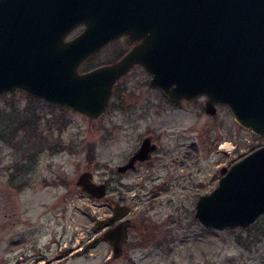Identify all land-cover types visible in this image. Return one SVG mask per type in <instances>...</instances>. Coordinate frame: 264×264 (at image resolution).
Masks as SVG:
<instances>
[{"label": "rangeland", "instance_id": "rangeland-1", "mask_svg": "<svg viewBox=\"0 0 264 264\" xmlns=\"http://www.w3.org/2000/svg\"><path fill=\"white\" fill-rule=\"evenodd\" d=\"M127 46L124 36L117 37L81 69L111 62ZM150 77L144 66L132 67L115 82L106 109L95 118L19 88L0 94V113L11 111V139L0 137V260L11 244V257L26 250L30 264L45 263L35 256L38 251L70 246L80 253L63 264H264V214L247 227L223 229L207 227L195 215L198 195L218 184L220 168L262 145L264 136L240 124L226 104L209 113L202 98L172 103ZM17 125L24 128L12 136ZM146 134L165 151L154 153L153 168L170 179L171 189L154 195L116 188L145 178L135 173L112 181L115 190L101 198L81 190L77 179L83 170L103 180ZM173 168L175 179L169 178ZM111 198L125 200L136 223L123 254L109 259L112 245L96 220L111 212ZM53 233L61 241L49 245Z\"/></svg>", "mask_w": 264, "mask_h": 264}, {"label": "water", "instance_id": "water-1", "mask_svg": "<svg viewBox=\"0 0 264 264\" xmlns=\"http://www.w3.org/2000/svg\"><path fill=\"white\" fill-rule=\"evenodd\" d=\"M120 36L131 44L121 57L80 69ZM135 64L171 101L206 95L207 112L226 104L240 124L264 136V0H0V94L19 88L95 118ZM150 141L144 137L129 164L149 156L156 146ZM220 172L218 184L198 196L195 215L207 227L249 226L264 214V143ZM77 184L94 198L106 194L91 169ZM124 212L119 206L96 224H112ZM128 221L102 233L115 256Z\"/></svg>", "mask_w": 264, "mask_h": 264}, {"label": "flooded vegetation", "instance_id": "flooded-vegetation-1", "mask_svg": "<svg viewBox=\"0 0 264 264\" xmlns=\"http://www.w3.org/2000/svg\"><path fill=\"white\" fill-rule=\"evenodd\" d=\"M78 27H81V26H78ZM130 47H131V44L128 43V46L123 50V52L116 59L121 57ZM116 59H114V60H116ZM114 60H112V61H114ZM135 65H137V64H135ZM135 65H133L132 67H134ZM140 65H142V64H140ZM81 70H86V69H81ZM200 98L203 99V106H204L205 102H206V99H207V96L201 95V96L197 97V99H200ZM194 99H196V98H194ZM171 102L176 104V103H180V102H185V99L180 100L178 102H174V101H171ZM145 136H150L151 137L150 144L151 145L155 144L156 145L155 148L150 150V151H148L149 156L147 158H145V159L138 158L134 162L129 164V160H130L131 155L134 153L135 150H137L141 146ZM135 150L131 154H129L128 157L124 161L118 163L114 168L110 167L111 169H109V171L106 172L104 179L100 180V181L104 182L105 185H106V194L108 193V191H112L111 190L112 188L115 190L114 187H116V186H113L112 181H114V180H116L118 178H120L122 180V178H124L125 176L129 177V176H132L135 173H139V174L142 173L143 174L142 177H145V178L142 179L137 184L136 183H133V184H129V183L121 184L120 187H116V188L117 189L120 188V190L122 191L121 188H123L124 186L126 187V189L127 188L128 189H133L132 187H137L138 189L135 192H138V193L142 192V194L152 193L154 195H157L158 193H160L164 189H168V190L171 189L170 179L161 178V176H160L161 174L160 173H156L155 172V167L153 168V166H154V158H155L154 153L163 154V152H165L163 150V147L153 138V136L149 135V134L144 135L142 137L138 147ZM159 158L162 159L163 157L161 156ZM93 160H94V158H93ZM163 162H165V160H163ZM91 163H93V161ZM174 171H175V169L173 168L172 169V174L173 175H171V176L169 175V178H171V179L173 177H174V179L176 178ZM93 176H94V173H93ZM161 179L163 180V183H161L159 181ZM200 194H202V193H200ZM122 196H126V195H124V193H123ZM124 198L125 197H123V199ZM123 199L118 200L116 198H111L109 204L112 206V209H111V212L108 215H106L105 217L112 215L115 212L116 208H118L119 206H124L125 207V212L119 218H117V220L114 222V223H116V222L122 221V220H129L128 221V227H127V233H128L127 237L128 238H127V241L123 244V251H124V246L128 243V240H129L130 229L135 227V223L136 222H135L134 218L131 217V214H130L131 207H129L128 203L125 200H123ZM14 213H15V210H11V216ZM114 223L106 224V225L98 226V227L103 228V231H105L109 227H112ZM97 237H100V240H101V236L100 235L97 236ZM105 240H107V239H105ZM60 241H61V239L57 238L56 234L53 233V236H52V239H51L49 245H51L52 242H60ZM107 241L111 244V242L109 240H107ZM48 248H50V247H48ZM71 248H72V246L66 247L65 249H61L60 251H54V252L50 251V253L41 250V251L36 252L35 256L36 255H39V256L41 255L43 257V259H44V262H45L44 264H63L66 257L69 258V256L71 254H79L80 253L79 248H76V249H74V248L71 249ZM123 251H122V253L120 255L115 256L114 253H113V246H112V254L109 255L108 258L110 259L112 257H114V258L119 257V256H121L123 254ZM29 257H30V255H29V253L26 252V250H20L18 252V255L12 258L11 257V244H10L7 254H5V253L2 254V257H1V260H0V264H30L29 261H28ZM31 264H33V263H31Z\"/></svg>", "mask_w": 264, "mask_h": 264}, {"label": "trees", "instance_id": "trees-1", "mask_svg": "<svg viewBox=\"0 0 264 264\" xmlns=\"http://www.w3.org/2000/svg\"><path fill=\"white\" fill-rule=\"evenodd\" d=\"M11 92H15L16 91V89H11L10 90ZM31 123H33L31 120H28L27 121V124H31ZM37 123L38 122H36V124L34 125V126H32L33 127V129L35 130V128H36V125H37ZM11 124V111L10 112H8V113H3V112H1L0 113V125H1V127L0 128H2L3 129V131H0V137H4L5 139H11V129H10V125ZM26 124V123H25ZM24 127L23 126H19V125H17L16 126V128H14L13 129V131H12V136H14V135H17V134H19L20 133V131L23 129ZM28 129V128H27ZM27 129H25V130H27ZM29 130V129H28ZM31 133H33V132H29L28 134L30 135ZM33 138V134H32V136L30 135V138ZM91 150V149H90Z\"/></svg>", "mask_w": 264, "mask_h": 264}, {"label": "built area", "instance_id": "built-area-1", "mask_svg": "<svg viewBox=\"0 0 264 264\" xmlns=\"http://www.w3.org/2000/svg\"><path fill=\"white\" fill-rule=\"evenodd\" d=\"M221 146H223V145H222V143H221ZM226 147H227L228 149H230L231 145H230V147H229V145H228V146H226Z\"/></svg>", "mask_w": 264, "mask_h": 264}, {"label": "bare ground", "instance_id": "bare-ground-1", "mask_svg": "<svg viewBox=\"0 0 264 264\" xmlns=\"http://www.w3.org/2000/svg\"><path fill=\"white\" fill-rule=\"evenodd\" d=\"M225 144H227L226 142L225 143H223V146L225 145ZM226 146H228V145H226ZM230 147V146H229Z\"/></svg>", "mask_w": 264, "mask_h": 264}]
</instances>
